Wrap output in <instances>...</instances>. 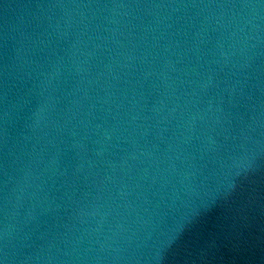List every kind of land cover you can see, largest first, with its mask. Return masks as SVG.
Returning <instances> with one entry per match:
<instances>
[{"label": "water", "instance_id": "obj_1", "mask_svg": "<svg viewBox=\"0 0 264 264\" xmlns=\"http://www.w3.org/2000/svg\"><path fill=\"white\" fill-rule=\"evenodd\" d=\"M0 264H264V0H0Z\"/></svg>", "mask_w": 264, "mask_h": 264}]
</instances>
